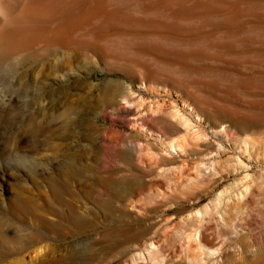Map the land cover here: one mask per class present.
I'll return each instance as SVG.
<instances>
[{"label": "rangeland", "instance_id": "374dc122", "mask_svg": "<svg viewBox=\"0 0 264 264\" xmlns=\"http://www.w3.org/2000/svg\"><path fill=\"white\" fill-rule=\"evenodd\" d=\"M239 1L254 4L233 24L195 25L202 0H138L130 51L39 49L65 83L33 118L0 119V264H264V0ZM135 176L114 201L97 190Z\"/></svg>", "mask_w": 264, "mask_h": 264}, {"label": "bare ground", "instance_id": "6f19581e", "mask_svg": "<svg viewBox=\"0 0 264 264\" xmlns=\"http://www.w3.org/2000/svg\"><path fill=\"white\" fill-rule=\"evenodd\" d=\"M137 1L0 0V88L1 90L11 91V99H16L17 104H19L14 109H9L8 107L1 109V106L0 119L16 120L19 116L33 118L31 117L33 115V111L31 112L30 110L31 107L55 96V89L65 83L61 80L53 79V76L55 77L56 74L63 70L64 65L50 57L39 58V49L73 46L82 43L79 41V37H83L86 38L83 41L84 45L88 43L90 45L103 43L119 51H130L125 47L127 45L123 44L124 41L126 42L127 40L128 42L129 40L130 44H134L140 39L144 40L146 38L145 34L121 27L123 24L131 26L134 23L125 12V9L131 5H136ZM183 1L189 4V0ZM202 1L201 16L198 19L189 17V23L200 25L206 18L214 16H223L227 22L235 21L246 14L244 8L246 5H250L247 1L235 2L230 6H226L225 3L228 1L230 4L229 0ZM228 3L227 5H229ZM152 12L153 10L145 9L139 12V17L145 19V17H150ZM162 14L163 12L161 11L158 16ZM170 19L172 18L170 17ZM110 24H115L117 28L108 30L109 27L107 28V26ZM241 31L233 32L231 37L241 34ZM225 32L230 36L229 32ZM225 32L216 31L213 35L220 37L222 34L225 35ZM208 37L199 38V44L206 47ZM155 40L161 44H173L166 41L165 38H156ZM183 40L187 49L186 55L189 56V47L191 46H189V34ZM195 40L197 38L193 39V41ZM214 49H217V47L215 46ZM132 53L136 55L146 54L144 49L141 48ZM155 69L151 75H158L159 72L174 75L175 71L182 68H177L174 65H157ZM171 79L179 82L176 78L171 77ZM49 81L52 83L51 86H49ZM51 88L54 89L51 91ZM122 99L125 103L124 105L131 103L132 91L126 89L122 93ZM44 110H41V115L47 116V111ZM37 113L40 112L38 111ZM175 147L176 145L172 144V148ZM140 181L139 176L130 179L124 178L121 181L118 180V182L116 180L117 184L122 183V187L118 188L108 187L105 183L102 184L103 179H100L102 188H97V190L107 194L109 202H111L120 196L121 191L135 189L139 186ZM22 242L23 239H21Z\"/></svg>", "mask_w": 264, "mask_h": 264}]
</instances>
